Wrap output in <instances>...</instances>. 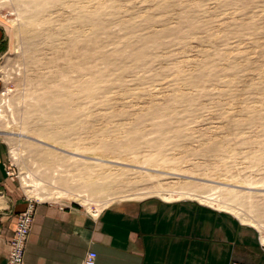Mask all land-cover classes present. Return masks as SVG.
Masks as SVG:
<instances>
[{
	"label": "rangeland",
	"instance_id": "obj_1",
	"mask_svg": "<svg viewBox=\"0 0 264 264\" xmlns=\"http://www.w3.org/2000/svg\"><path fill=\"white\" fill-rule=\"evenodd\" d=\"M0 25L18 194L225 206L264 248V0H0Z\"/></svg>",
	"mask_w": 264,
	"mask_h": 264
},
{
	"label": "crops",
	"instance_id": "obj_2",
	"mask_svg": "<svg viewBox=\"0 0 264 264\" xmlns=\"http://www.w3.org/2000/svg\"><path fill=\"white\" fill-rule=\"evenodd\" d=\"M5 33L0 25V51ZM3 46V47H2ZM0 139V264L27 199L15 190ZM233 214L190 201L110 202L97 212L62 201H36L23 264H264V248Z\"/></svg>",
	"mask_w": 264,
	"mask_h": 264
},
{
	"label": "built area",
	"instance_id": "obj_3",
	"mask_svg": "<svg viewBox=\"0 0 264 264\" xmlns=\"http://www.w3.org/2000/svg\"><path fill=\"white\" fill-rule=\"evenodd\" d=\"M8 171V174H11ZM36 201L27 200L24 210L16 217L15 227L11 239L5 264H23L27 239L33 223ZM96 253L88 251L83 258V264H95Z\"/></svg>",
	"mask_w": 264,
	"mask_h": 264
},
{
	"label": "bare ground",
	"instance_id": "obj_4",
	"mask_svg": "<svg viewBox=\"0 0 264 264\" xmlns=\"http://www.w3.org/2000/svg\"><path fill=\"white\" fill-rule=\"evenodd\" d=\"M164 195H162V197H163ZM194 196H196L197 198H198V200L199 201H201V200H204V201H211V200H213V197H211V195H205V196H203V195H201V196H199V195H194ZM170 197V196H169ZM169 197H165V199H168V200H170L169 199ZM217 205H219V204H217ZM220 208H226V209H229V211H227V212H230L231 214H235L241 221H242V223H245L244 222V220L246 219L245 217H243V218H241L240 216H238V212L237 211H235L234 209H231V208H228V207H225V206H219ZM223 209V210H224ZM222 211V210H221ZM245 218V219H244Z\"/></svg>",
	"mask_w": 264,
	"mask_h": 264
}]
</instances>
